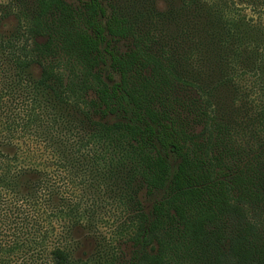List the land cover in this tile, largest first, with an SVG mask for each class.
I'll list each match as a JSON object with an SVG mask.
<instances>
[{
    "label": "trees",
    "instance_id": "16d2710c",
    "mask_svg": "<svg viewBox=\"0 0 264 264\" xmlns=\"http://www.w3.org/2000/svg\"><path fill=\"white\" fill-rule=\"evenodd\" d=\"M2 86L0 264H264V0H6Z\"/></svg>",
    "mask_w": 264,
    "mask_h": 264
},
{
    "label": "rangeland",
    "instance_id": "374dc122",
    "mask_svg": "<svg viewBox=\"0 0 264 264\" xmlns=\"http://www.w3.org/2000/svg\"><path fill=\"white\" fill-rule=\"evenodd\" d=\"M0 2L1 3H4ZM68 3L71 4H79L82 1H86V0H66ZM33 74L37 76L38 74V70H34ZM3 88L0 87V140H3L6 143H10L13 147L15 146L17 149L19 148L20 150V158H22V161H19V165H28L29 162V156L31 153V159H42L43 160H37L35 161V163L33 162L34 160H32L31 162H29V164H36L39 165L42 169L44 170H49L50 167H52V163L48 151L44 152V147L40 146V145H44V142H41L43 137H39L37 135V132H35L36 130H38L36 128L31 129V132L28 133H22L19 131H14L12 130V128L9 127V125L5 122L7 119L12 118L14 115L16 114H20L19 110H20V105L18 103H20L22 101V97L17 96L16 100H14L13 96L11 95H6L5 92H8V90H6L5 88V92L2 91L1 89ZM21 91V90H20ZM2 92V93H1ZM22 93H24V91H21ZM2 105V106H1ZM5 113H7V115H5ZM50 149V148H49ZM33 151V152H31ZM41 155H44L43 157ZM39 163V164H38ZM71 186L68 185L66 187V194L68 195V197H70V199L75 198L77 201L79 200V193H78V189L74 186L75 189L71 190L70 188ZM82 194V192H81ZM100 199H102V201L99 202L98 205L103 204L102 209H100V211L98 212V221L99 224L97 226L98 231L100 233V237H106V238H112L113 234V227H112V220L109 221V218L111 217L110 212L112 211V203L110 202L109 199V194L107 192H101L100 194ZM146 206L149 207L150 203L147 201L145 202ZM105 220H108L107 222H105ZM80 235V233H79ZM84 236V235H83ZM117 243L115 242L114 245H106L108 248L107 249H111L113 250L112 253H118L120 252L117 248H123L124 245H116ZM100 246H104V245H99L97 248H99ZM103 248V247H102ZM126 249V254H130V248H125ZM97 249H95L96 251ZM98 253H100V250L98 249Z\"/></svg>",
    "mask_w": 264,
    "mask_h": 264
},
{
    "label": "clouds",
    "instance_id": "9594fccd",
    "mask_svg": "<svg viewBox=\"0 0 264 264\" xmlns=\"http://www.w3.org/2000/svg\"><path fill=\"white\" fill-rule=\"evenodd\" d=\"M0 2H3V0H0Z\"/></svg>",
    "mask_w": 264,
    "mask_h": 264
}]
</instances>
